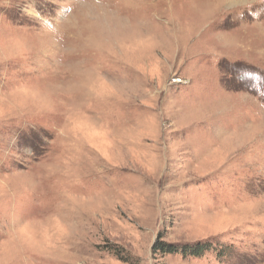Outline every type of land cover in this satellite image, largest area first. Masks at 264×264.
<instances>
[{
    "label": "rangeland",
    "instance_id": "rangeland-1",
    "mask_svg": "<svg viewBox=\"0 0 264 264\" xmlns=\"http://www.w3.org/2000/svg\"><path fill=\"white\" fill-rule=\"evenodd\" d=\"M0 264H264V0H0Z\"/></svg>",
    "mask_w": 264,
    "mask_h": 264
},
{
    "label": "trees",
    "instance_id": "trees-1",
    "mask_svg": "<svg viewBox=\"0 0 264 264\" xmlns=\"http://www.w3.org/2000/svg\"><path fill=\"white\" fill-rule=\"evenodd\" d=\"M211 246L212 245L207 242L175 246L173 244L157 241L153 246V250L167 254L179 253L183 255V257L199 258L208 252Z\"/></svg>",
    "mask_w": 264,
    "mask_h": 264
},
{
    "label": "snow or ice",
    "instance_id": "snow-or-ice-1",
    "mask_svg": "<svg viewBox=\"0 0 264 264\" xmlns=\"http://www.w3.org/2000/svg\"><path fill=\"white\" fill-rule=\"evenodd\" d=\"M255 85H253V87H254Z\"/></svg>",
    "mask_w": 264,
    "mask_h": 264
},
{
    "label": "bare ground",
    "instance_id": "bare-ground-1",
    "mask_svg": "<svg viewBox=\"0 0 264 264\" xmlns=\"http://www.w3.org/2000/svg\"><path fill=\"white\" fill-rule=\"evenodd\" d=\"M226 1V0H225Z\"/></svg>",
    "mask_w": 264,
    "mask_h": 264
}]
</instances>
